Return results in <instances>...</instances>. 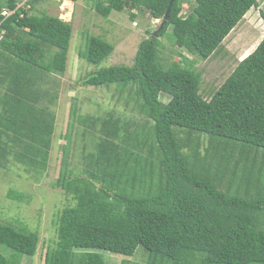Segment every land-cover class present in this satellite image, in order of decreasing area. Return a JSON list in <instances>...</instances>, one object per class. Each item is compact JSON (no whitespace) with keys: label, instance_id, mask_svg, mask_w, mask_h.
I'll list each match as a JSON object with an SVG mask.
<instances>
[{"label":"trees","instance_id":"obj_1","mask_svg":"<svg viewBox=\"0 0 264 264\" xmlns=\"http://www.w3.org/2000/svg\"><path fill=\"white\" fill-rule=\"evenodd\" d=\"M22 1L30 8L18 7ZM193 1L182 17V0H172L166 20L171 0H93L104 18L129 10L135 19L133 11L145 10L163 21L131 66L99 68L114 45L86 33L78 55L97 67L84 86L135 89L146 123L72 108L59 176L50 185L75 203L57 215L44 264H107L102 252L132 257L138 248L145 264H264V37L209 100L202 74L185 55L216 54L259 0ZM36 2H0V170L13 163L42 177L57 129L56 77L66 72L73 27L33 14ZM167 34L185 54L181 64L164 68L159 38ZM74 122L95 140L82 146L79 174L69 167ZM141 124L150 130L132 131ZM39 240L38 232L0 223V264H22Z\"/></svg>","mask_w":264,"mask_h":264},{"label":"rangeland","instance_id":"obj_2","mask_svg":"<svg viewBox=\"0 0 264 264\" xmlns=\"http://www.w3.org/2000/svg\"><path fill=\"white\" fill-rule=\"evenodd\" d=\"M2 0H0L1 2ZM68 3V4H66ZM182 17H187L195 6L193 0H182ZM30 8L28 2L22 4ZM33 14L47 13L58 16L73 27L68 54L67 69L64 75L57 76L59 97L54 111L57 116V129L50 155L49 165L42 177L26 172L22 166L8 164L6 170H0V223L17 227H25L39 233L38 249L33 257H24L22 264H44L45 251L53 247L56 241V218L59 212L75 203L72 196L60 188L51 187L59 176L64 136L72 121V108L79 115L105 116L113 112L124 121H135L145 124L144 116L136 104L135 89H121L114 84L110 87L84 86V79L97 67L89 65L78 55L84 50L86 34L100 37L114 45V52L105 59L99 68L113 66H131L140 43L149 38L163 24L162 20H153L145 10L113 12L104 18L93 8V0H38L34 4ZM264 0H259L258 7L252 8L244 19L226 37L222 49L209 59L203 60L187 55L181 51L167 34L159 38V56L164 68L181 64L182 57L193 62L197 72L202 74L201 93L206 100L217 91L233 73L238 63L251 54L264 37ZM86 33V34H85ZM169 95L163 93L161 100L167 102ZM139 102V101H138ZM75 135L71 145L72 156L69 160L70 170L74 174L81 173L82 146H93L91 132L84 136L83 129L74 122ZM136 126L135 131L150 130L146 125ZM146 129L143 131L141 128ZM22 193V197L13 198L10 194ZM107 264H145L147 256L142 248H138L134 256L122 257L110 252H102Z\"/></svg>","mask_w":264,"mask_h":264},{"label":"water","instance_id":"obj_3","mask_svg":"<svg viewBox=\"0 0 264 264\" xmlns=\"http://www.w3.org/2000/svg\"><path fill=\"white\" fill-rule=\"evenodd\" d=\"M171 5H172V0H171V2H170V6H169V8H168V10H167V13H166V15H165V19L167 20L168 18H169V14H170V10H171ZM161 29H162V25L160 26V28L154 33V37H157L158 36V34H159V32L161 31Z\"/></svg>","mask_w":264,"mask_h":264},{"label":"built area","instance_id":"obj_4","mask_svg":"<svg viewBox=\"0 0 264 264\" xmlns=\"http://www.w3.org/2000/svg\"><path fill=\"white\" fill-rule=\"evenodd\" d=\"M25 3H27V1H22L21 3H19L18 7H22V4H25ZM10 13H11L10 11L4 10L2 15L3 16H8V15H10Z\"/></svg>","mask_w":264,"mask_h":264},{"label":"bare ground","instance_id":"obj_5","mask_svg":"<svg viewBox=\"0 0 264 264\" xmlns=\"http://www.w3.org/2000/svg\"><path fill=\"white\" fill-rule=\"evenodd\" d=\"M66 4H68V3H66Z\"/></svg>","mask_w":264,"mask_h":264}]
</instances>
